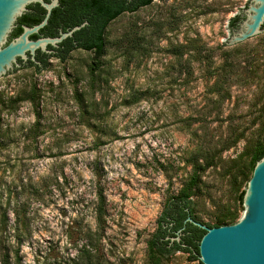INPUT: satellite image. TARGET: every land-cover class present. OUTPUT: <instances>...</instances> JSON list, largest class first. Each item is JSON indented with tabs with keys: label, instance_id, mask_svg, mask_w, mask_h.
<instances>
[{
	"label": "rangeland",
	"instance_id": "rangeland-1",
	"mask_svg": "<svg viewBox=\"0 0 264 264\" xmlns=\"http://www.w3.org/2000/svg\"><path fill=\"white\" fill-rule=\"evenodd\" d=\"M251 4L153 0L109 24L95 73L94 54L75 50L64 62L49 58L40 72L25 60L0 76V214L13 226L12 210L29 213L26 238L9 245L19 255L11 264H84L79 252L96 232L98 188L106 225L94 248L104 264H149L147 243L165 201L196 158L197 220L234 209L242 217L237 197L263 135L264 67L250 84L231 82L221 109L211 89L231 46L230 21ZM17 97L26 100L12 104ZM161 264L199 263L175 252Z\"/></svg>",
	"mask_w": 264,
	"mask_h": 264
},
{
	"label": "trees",
	"instance_id": "trees-1",
	"mask_svg": "<svg viewBox=\"0 0 264 264\" xmlns=\"http://www.w3.org/2000/svg\"><path fill=\"white\" fill-rule=\"evenodd\" d=\"M152 0H134V2L118 5H61L51 10L47 24L39 30L37 34L31 35V40L38 38H57L59 35L55 32L54 27H60L63 32L67 28H78L71 36L65 38L57 44V48L48 45V49L56 52L47 55L40 50L36 51V63L28 61L27 67L34 68L36 72L47 66L49 58H55L64 62L70 53L75 50H83L94 54L91 64V72L98 70V61L103 55L105 41L104 35L107 27L111 22L124 13H134L139 9L150 5ZM47 11L39 3L27 6V12L24 13L17 21V27L13 31L11 38H15L22 33L23 27H33L40 24ZM77 14V16H74ZM243 20V16H237L231 19L230 29L238 28ZM23 25V26H22ZM73 28V29H74ZM264 30V25L261 28ZM66 33V32H65ZM68 33V31H67ZM62 34V32L60 33ZM64 34V33H63ZM264 34V31L261 33ZM259 34V35H261ZM258 36V35H257ZM76 42L75 44L73 42ZM241 44V43H239ZM236 44L229 47L224 52L223 61L215 68V82L212 85L211 94L213 104L221 109L224 101L228 96L230 83L235 80H241L245 84L254 82L260 71L261 65L264 67V39H261L259 45L251 49H245ZM222 47H226L225 44ZM264 70V68H263ZM26 100V98L17 97L12 104ZM31 100V99H28ZM3 102L0 101V104ZM261 131L262 137L256 142L250 161L248 162L249 177L245 181V189L248 181L252 177L255 165L264 157V124ZM239 137H233L231 143L225 147L230 148L236 144ZM199 158L191 163V173L175 195H170L164 204V208L157 220V227L151 239L147 243V258L149 264H161L168 256L175 252L186 254L189 261H198L199 264V242L205 231L194 225L193 222L187 221L191 218L194 222H200L208 228H217L228 226L236 223L239 219L237 210H230L227 213L215 218L213 222L204 223L197 220L194 215L193 196L200 183V176L203 167L198 163ZM245 190L242 191L237 201L242 204ZM2 195H0L1 197ZM39 196V195H37ZM37 198V197H36ZM26 199L25 203H28ZM28 211L12 210L14 225L9 226L10 219L7 212L0 214V264H11V256L19 260L18 252L10 251L9 245L13 242L22 243L27 234L25 224L28 221ZM106 201L102 189L96 191V203L93 208V220L96 232L87 233L85 238L88 242L84 245L79 256L84 264H104L101 253L95 250L94 246L100 243L102 232L106 225ZM179 237V241H171L172 238Z\"/></svg>",
	"mask_w": 264,
	"mask_h": 264
},
{
	"label": "water",
	"instance_id": "water-1",
	"mask_svg": "<svg viewBox=\"0 0 264 264\" xmlns=\"http://www.w3.org/2000/svg\"><path fill=\"white\" fill-rule=\"evenodd\" d=\"M251 2L253 4L243 11V20L238 28L232 30L233 36L228 42L231 46L264 31L261 29L264 25V0ZM34 3H39L47 11L44 20L36 26L23 27L19 36L11 38L18 19L27 12V6ZM56 6V0L51 4L42 0H0V76L13 64L18 65L25 60L36 63L37 50L48 53V45L57 46L78 29L74 28L57 38L30 40L31 35L37 34L47 24L50 12ZM21 41H25L26 47L16 50ZM242 204L245 212L232 225L208 228L191 218L187 219L205 231L198 246L201 264H264V157L254 167ZM174 240L179 241V237L171 239Z\"/></svg>",
	"mask_w": 264,
	"mask_h": 264
},
{
	"label": "flooded vegetation",
	"instance_id": "flooded-vegetation-1",
	"mask_svg": "<svg viewBox=\"0 0 264 264\" xmlns=\"http://www.w3.org/2000/svg\"><path fill=\"white\" fill-rule=\"evenodd\" d=\"M45 4H51L54 0H42ZM57 1V6L56 7H59V6H61V5H83V4H85V5H105V4H113V5H118V4H121V3H125V4H129V3H132V2H134V0H56ZM152 2H153V0H152ZM151 2V3H152ZM41 6V5H40ZM55 8V7H54ZM53 8V9H54ZM51 13V12H50ZM49 16H51V15H49ZM74 16H77V14H75ZM121 16V15H120ZM23 26V25H22ZM16 27H17V23H16ZM74 27H72V28H67L66 30L69 32V31H71L72 29H73ZM16 29V28H15ZM14 29V30H15ZM13 30V31H14ZM54 30H55V32L60 36L61 34V32H62V34L63 33H67V31H65V32H63L62 30H61V28L60 27H54ZM13 33V32H12ZM30 38V37H29ZM43 38V37H42ZM31 40V39H30ZM74 44L76 43L75 41L73 42ZM55 48H57V47H55ZM47 51H48V53H46L47 55H50L51 53H54V52H56L55 50H50V49H48V47H47Z\"/></svg>",
	"mask_w": 264,
	"mask_h": 264
},
{
	"label": "bare ground",
	"instance_id": "bare-ground-1",
	"mask_svg": "<svg viewBox=\"0 0 264 264\" xmlns=\"http://www.w3.org/2000/svg\"><path fill=\"white\" fill-rule=\"evenodd\" d=\"M22 47H26V43H25V41H21V42L17 45L16 50H20V49H22Z\"/></svg>",
	"mask_w": 264,
	"mask_h": 264
}]
</instances>
